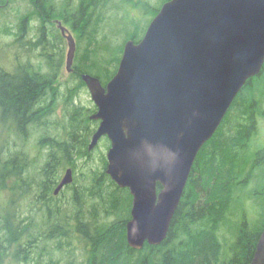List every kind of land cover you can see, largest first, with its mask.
Returning a JSON list of instances; mask_svg holds the SVG:
<instances>
[{"label":"trees","instance_id":"obj_1","mask_svg":"<svg viewBox=\"0 0 264 264\" xmlns=\"http://www.w3.org/2000/svg\"><path fill=\"white\" fill-rule=\"evenodd\" d=\"M97 1H87L95 7L93 12L89 10L91 23L72 25L78 26L80 34L87 31L86 37H76V51L81 50L80 45L84 49L79 50L74 61L73 88L66 85L63 91L60 86L51 89L52 78L57 74L52 55H41L47 59L52 74L35 78L26 73L20 77L16 73L0 75V122L12 121L22 144L28 136V125L42 127L44 132L37 147L46 149L39 151L34 160H29L23 150L7 158L0 156V189L11 178L26 189L32 187L41 212L35 223L20 215L0 216V262L7 256V249L15 245L21 254L20 259L13 256L18 264H61L64 261L53 259V255L64 251L67 264H250L264 227V63L259 74L244 84L214 135L197 153L166 238L157 246L145 244L142 250H133L125 233L132 197L106 174L104 151H100L97 160L93 158L100 143L103 142L104 150L109 148L108 139L103 137L88 151L98 122L84 113L89 110L74 105V100L78 89L85 88L82 74L92 75L106 85L117 70L122 43L139 42L150 20L169 0H159L156 7L133 0ZM42 2L46 6L40 11L38 46L50 51L44 47V31L53 19L52 10L46 0ZM129 5L143 7L147 15L151 12L145 25L129 15ZM64 9H56V18L66 17ZM56 31H49L50 36L56 37ZM57 36L61 41L60 34ZM18 43L16 37L15 49ZM58 101L63 102L67 115L63 132L48 119ZM95 111L94 107L92 112ZM39 160L43 163L36 168ZM68 168L73 171V181L55 196L53 190ZM64 190L66 199L59 204ZM72 239L76 244H72ZM41 243L45 250L50 248L46 260L45 255H30Z\"/></svg>","mask_w":264,"mask_h":264},{"label":"water","instance_id":"obj_2","mask_svg":"<svg viewBox=\"0 0 264 264\" xmlns=\"http://www.w3.org/2000/svg\"><path fill=\"white\" fill-rule=\"evenodd\" d=\"M58 25L71 72L75 42ZM263 63L264 0H169L139 42L123 44L105 86L81 75L99 122L88 151L109 140L106 174L132 197L131 249L166 238L197 153ZM72 181L66 169L53 194ZM250 264H264V227Z\"/></svg>","mask_w":264,"mask_h":264},{"label":"rangeland","instance_id":"obj_3","mask_svg":"<svg viewBox=\"0 0 264 264\" xmlns=\"http://www.w3.org/2000/svg\"><path fill=\"white\" fill-rule=\"evenodd\" d=\"M15 2L11 7L7 9V11H0V67L4 69V72L11 74L13 72V68L17 65L25 64L27 66L29 65H42V72L45 75L52 74L53 71L50 70V67L47 63V59L43 57H39L40 55H43L46 57L47 55H52V65L54 66V71H57V74L52 80V82L55 81L56 87L60 86L63 87V91L65 85L71 86L72 88L75 86L76 82L72 79L71 73L66 71L65 68V57L67 53V42L65 39H61V41L57 40V35L60 34L56 31V37L50 36V32H53L55 30V27L52 26V23H49L48 25H45L46 29L44 31L45 37H44V47L50 49L43 50L40 48L39 52H34L32 55H30L31 51H35L36 48L30 46L28 51L25 52L24 50L21 52H18L17 49H15V45L13 44L16 40V35L21 34V25L18 22H15L12 20L14 17L19 16L20 14L26 15L27 9L23 7V3H20V0H12ZM134 3H147V5H150L151 7H156L157 4H159V0H133ZM26 6V5H25ZM142 8V9H141ZM127 12L131 17L136 16L138 19L142 20L144 25L147 23L151 16V12L149 15L144 14V8L139 6L137 8H133L132 6H128ZM8 14V16H5V14ZM22 15V16H23ZM5 19L3 20V18ZM140 17V18H139ZM33 28L39 29V25L30 26L28 29V37H23L22 39L25 41H32L35 39V37H31V34L33 33ZM90 29V28H89ZM88 29V30H89ZM111 30H116L115 28ZM50 31V32H49ZM107 31V30H105ZM15 34V35H14ZM14 35V36H13ZM124 34L120 37L123 39ZM38 37H36L37 39ZM74 40H76V37H73ZM31 44V43H30ZM29 44V45H30ZM124 42L122 43V45ZM81 46V50L78 48V51H75L74 61L76 58V54L84 49V46ZM17 56H16V54ZM60 57V58H59ZM57 60H60L59 67L56 69ZM49 68V69H46ZM17 77H20V72L16 73ZM76 99L74 100V105L81 106L83 109L89 110V112L84 111L85 114L92 115V110L94 109V104L92 103L90 99L89 92L86 88L82 87L79 88L76 93ZM56 107H54L53 113L51 114V117H49V122H52L54 126H56V129L59 128L62 131L65 130L67 126V115H65L63 102H57ZM2 117V111L0 110V119ZM0 122V156L1 158H7L9 154H13L17 151L23 150L28 153L29 160H34V158H37L39 155V151L46 152V149L41 150L37 147V140L40 139L39 137L43 134L42 127L38 125H28L26 131H27V139L25 144H22V141L18 136L15 135L14 132H16V128L13 126V122L9 121ZM54 132V131H53ZM60 134H63V133ZM55 133V132H54ZM53 133V134H54ZM35 146V150L32 148ZM38 151V152H37ZM100 151H104L105 155L107 152V149H103V142L100 143L96 147V154L94 155V159L97 160V155H99ZM35 152L37 154L34 156ZM45 154L42 152V155ZM39 165L36 166V168H39V166L42 165L43 161L39 160ZM78 164V162H77ZM78 171V170H77ZM76 171V172H77ZM29 172H32L30 169ZM80 172H78L79 174ZM32 175V174H31ZM64 176V172L61 173L60 178ZM32 177V176H31ZM37 179V177H36ZM35 182V181H33ZM31 183V182H30ZM34 184V183H33ZM23 184H19L16 179L11 178L6 182V185L3 189H0V216H9V215H20L21 217H29L31 219L32 223H35L38 221L41 212H39V204L35 203V198H33L32 191L34 189L29 188L26 189L22 186ZM67 196V191L64 190L62 194L59 196L58 203L61 204ZM26 239V238H25ZM27 240V239H26ZM24 242V239L22 240ZM72 244H76V242L72 239ZM52 245V243H51ZM44 243L38 244L37 249H35L34 254L33 251H31L30 255H33L35 258H39V254L44 256V260L47 259L46 251L50 249L49 247L43 248ZM79 248V247H77ZM18 248L15 245L10 246L6 254L7 256L3 258L0 262V264H18V261L13 260V256L18 255ZM20 253V252H19ZM21 254L18 255V258L20 259ZM57 257L61 258L62 261L69 263V259L67 258V255L64 252L54 253L53 259H57ZM40 261V259H39ZM80 261L79 259L77 262ZM61 263V264H67V263ZM24 264V263H23ZM29 264V263H27ZM40 264V263H39Z\"/></svg>","mask_w":264,"mask_h":264},{"label":"flooded vegetation","instance_id":"obj_4","mask_svg":"<svg viewBox=\"0 0 264 264\" xmlns=\"http://www.w3.org/2000/svg\"><path fill=\"white\" fill-rule=\"evenodd\" d=\"M46 1L52 10L51 16L53 17V19L49 20V23H52V26L55 27V30H58L61 37H65V36L62 35V33L58 27V23H60L61 26L66 28V30H65L66 36L67 35H70L72 37H86L87 36V34L85 33V32H87L86 30H85V32L82 31L81 34L78 33V31H79L78 26H83L84 24L87 25L88 23H91L90 21H88V14H89V10L91 12L94 11L95 7L93 6L94 5L93 3H92V5L89 4L90 2H87L88 0L87 1H85V0H46ZM97 2L100 3L99 0ZM14 3L15 2H13L12 0H0V11H7V9L9 7H11ZM20 3H23L26 5V6L23 5V7H25V9H27V14L26 15L22 14L23 16L20 14L19 16H16L12 19L21 25V31H22L21 34H18L15 36V37H19V43L17 44V47H18L17 51L21 52L24 50L25 52H27L29 47L32 46V47L36 48L35 51L30 52V55H32V53H34L36 51L37 52L40 51V48L38 46V41H39L38 39L41 35L39 33H37L36 28H33V33L31 34V37H35V39H33L32 41H30V40L25 41L22 38L28 37L27 34L29 33L28 29L30 26L40 24V21H41L40 11H41L42 7L46 6V2H42V0H20ZM56 9L57 10L64 9V13H65L66 17L61 18V19L56 18V16H57ZM95 12H97V11H95ZM95 12H94V14H95ZM5 16H8V14L6 13ZM4 19H5V17L3 18V20ZM73 20H75V21L73 22ZM73 24H76L78 26L76 28H74L72 26ZM36 37H38V38L36 39ZM16 56H17V54H16ZM39 57H42V56L39 54ZM46 69H49V68H46ZM17 72H20V74H22V76H24L23 74L26 73L25 75H27L29 78H35V77L41 76V74H43V73H41L42 72V65H39V64L38 65H32V66L31 65L27 66L25 64H21L18 66L16 65L13 68V72L11 74L4 72V69L2 67H0V75L2 77H4V74H8V75L13 76ZM73 73L74 72H72L71 75ZM54 78H52V80H54ZM2 80H3V78H2ZM50 87H51V89L56 88L55 81L51 83Z\"/></svg>","mask_w":264,"mask_h":264},{"label":"bare ground","instance_id":"obj_5","mask_svg":"<svg viewBox=\"0 0 264 264\" xmlns=\"http://www.w3.org/2000/svg\"><path fill=\"white\" fill-rule=\"evenodd\" d=\"M67 11V10H66ZM53 192H54V190H53Z\"/></svg>","mask_w":264,"mask_h":264}]
</instances>
